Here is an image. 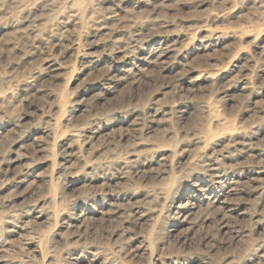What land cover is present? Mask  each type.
I'll return each instance as SVG.
<instances>
[{"label":"rangeland","instance_id":"rangeland-1","mask_svg":"<svg viewBox=\"0 0 264 264\" xmlns=\"http://www.w3.org/2000/svg\"><path fill=\"white\" fill-rule=\"evenodd\" d=\"M263 171L264 0H0V264H264Z\"/></svg>","mask_w":264,"mask_h":264},{"label":"bare ground","instance_id":"bare-ground-1","mask_svg":"<svg viewBox=\"0 0 264 264\" xmlns=\"http://www.w3.org/2000/svg\"><path fill=\"white\" fill-rule=\"evenodd\" d=\"M96 61H94V60H90L89 62H88V64L89 65H91V64H93V63H95ZM49 63V62H48ZM49 66H52V65H49ZM40 75V74H39ZM39 75H38V77H39ZM135 113V112H134ZM91 139V136H89L88 137V139L87 140H90ZM242 151L244 152V153H237L236 155H234L233 157H231L229 160H232V161H235L237 158H239V157H242V156H244L245 157V155H246V152L248 151V149H247V147H245V146H243L242 147ZM134 161H137V160H132V162H134ZM206 167H208V165H206ZM210 171V173H211V175L212 176H216L217 175V173L218 172H216V168H210V165H209V168H208ZM264 172V171H263ZM223 187V186H222ZM257 190L258 191H260L262 194H264V188H257ZM215 202H216V200H214ZM214 201H213V203H214ZM39 217H41L39 214H38V216H29L28 215V218H31V219H37V218H39ZM28 224L26 223V225L25 226H27ZM35 239H37V238H33V239H31L30 240V242H32V243H34L35 242Z\"/></svg>","mask_w":264,"mask_h":264}]
</instances>
